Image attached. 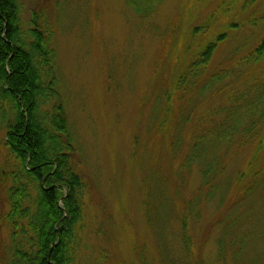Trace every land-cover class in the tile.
<instances>
[{
    "label": "rangeland",
    "instance_id": "1",
    "mask_svg": "<svg viewBox=\"0 0 264 264\" xmlns=\"http://www.w3.org/2000/svg\"><path fill=\"white\" fill-rule=\"evenodd\" d=\"M19 1L25 25L33 10L43 8L55 30L58 68L80 150L73 165L88 187L77 264H264V224L246 250L233 244L264 216L252 202L254 195L241 199L237 182L251 149L232 150L226 157L231 184L224 189L222 206L203 199L207 189L197 165L182 167L193 125L224 97L189 102L174 96L166 118L160 100L165 90L172 89L198 42L205 40L197 36L194 42L191 28L213 18L222 0H165L147 18L131 11L126 0ZM237 3L242 5L241 0ZM240 5L230 14L214 17L242 25L220 45L212 69L227 66L237 49L246 52L264 34L247 25L255 10L241 11ZM210 24L223 25L221 20ZM7 112L0 104V168L8 161ZM183 112L191 120L177 123ZM177 134L181 142L175 151L172 142ZM159 186L165 208L157 206L154 193ZM4 201L0 188V206L6 209ZM248 208L249 216L241 219ZM184 215L190 244L183 236ZM8 238V230L0 228L3 264L8 259L4 250Z\"/></svg>",
    "mask_w": 264,
    "mask_h": 264
},
{
    "label": "trees",
    "instance_id": "2",
    "mask_svg": "<svg viewBox=\"0 0 264 264\" xmlns=\"http://www.w3.org/2000/svg\"><path fill=\"white\" fill-rule=\"evenodd\" d=\"M164 1L126 0V3L137 16L147 18ZM241 1V11L255 10L247 19L249 28H260L264 33V10L260 11L264 0ZM237 2L220 1L211 15L213 18L191 28L194 42L197 36L205 40L198 42L173 80V90H165L159 99L164 100L166 118L174 96L189 102L214 95L224 97L193 125L192 143L182 167L197 165L203 188L207 189L203 199L222 206L224 189L231 184L226 177L225 159L232 150L248 146L252 154L243 173H238L237 182L241 185V199L254 195L252 202L261 212L264 211V34L246 52L237 49L227 59V66L211 67L220 45L242 25L214 17L232 13L239 6ZM21 11L19 0H0V104L8 111L4 136L8 161L0 168V188L7 204L6 209L0 206V228L9 233L4 247L6 264H77L88 187L73 165L74 155L80 150L58 68L55 30L43 8L32 11L28 25ZM218 20L223 25L213 28L210 23ZM213 29L217 30L215 35L207 37ZM179 116L177 123L191 120L190 114L183 112ZM180 142L177 134L172 149H178ZM154 194L157 206L165 208L160 186ZM248 210L241 219L249 216L251 208ZM148 213L151 222L150 204ZM186 215L182 219L183 236L190 244L186 240L190 237ZM261 224L264 216L252 222L233 244L241 252L246 250ZM3 260L1 257L2 264Z\"/></svg>",
    "mask_w": 264,
    "mask_h": 264
}]
</instances>
